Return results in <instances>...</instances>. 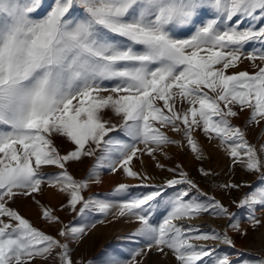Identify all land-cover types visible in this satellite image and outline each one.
Returning a JSON list of instances; mask_svg holds the SVG:
<instances>
[{
  "label": "snow or ice",
  "instance_id": "1",
  "mask_svg": "<svg viewBox=\"0 0 264 264\" xmlns=\"http://www.w3.org/2000/svg\"><path fill=\"white\" fill-rule=\"evenodd\" d=\"M243 59L252 62V73L227 74ZM237 108L250 110L247 124L264 122V0H0V264H78L70 242L81 239L86 226H64L58 235L69 242H61L9 206L44 183L60 185L81 216L118 209L117 215L134 218L138 227L125 239L140 238L149 251L167 249L178 264H240L215 247L190 242L234 247L226 231L174 223L202 213L228 216V226L247 235L219 201L193 198L197 186L186 176L134 198L131 186L120 184L114 190L120 203L81 195L98 169L119 168L138 178L129 167L138 152L153 155L179 143L161 127L181 133L199 153L193 138L199 129L218 139L234 163L261 173L238 203L255 230L264 224L255 216L264 209V145L250 144L245 130L231 123ZM105 110L119 121L106 119ZM54 137L74 147L62 155ZM82 157L96 162L88 179L77 181L66 164ZM42 166L63 171L45 173ZM182 183L189 189L167 193ZM42 215L59 223L49 209ZM146 254L134 249L130 261L109 255L100 264H143L139 257ZM254 264H264V250Z\"/></svg>",
  "mask_w": 264,
  "mask_h": 264
},
{
  "label": "rangeland",
  "instance_id": "2",
  "mask_svg": "<svg viewBox=\"0 0 264 264\" xmlns=\"http://www.w3.org/2000/svg\"><path fill=\"white\" fill-rule=\"evenodd\" d=\"M43 13L44 10H41L39 14L43 15ZM248 47L251 49L253 45ZM255 47L258 48L259 45H255ZM257 63L260 62L257 61ZM237 71L252 73L254 71L252 62L243 59L237 68L228 69L227 74ZM182 106L187 107V105ZM237 111L236 117L229 118L231 123L245 130L246 139L250 144L257 148L264 145V122L259 125L247 124L250 110L239 111L237 108ZM105 113V118L110 119L112 123L119 121V118L114 116L110 110H105ZM160 131L179 143L163 145L153 155H149L147 152L143 154L138 152L129 164V167L139 174L138 178L128 177L119 168L115 172L107 168L98 169V175L88 180L87 187L81 192L84 200L120 203L123 202L122 198L114 196V190L120 184L131 186V197L129 198H134L139 194L152 191L155 186H165L169 180H183L186 176L197 186L196 189H191L193 198H199L201 201L214 198L219 201L229 210L232 217L231 222L238 223L241 230L246 231L247 235L242 236L240 232L232 230L228 226L230 222L228 216L202 213L182 221H174V223L191 225L204 233L213 230L218 233L226 231L234 241V247L211 240L192 239L190 242L194 245L215 247L221 256L227 255L231 260L239 261L240 264H244V261L254 264L264 250V224L253 230L248 220V210L238 207V203L245 193L249 192V186L258 182L261 173L249 172L242 165L234 163L233 158L225 150V146L218 139H209L202 130L194 129L193 131V138L200 149L199 153L193 152L182 134L175 132L171 127H161ZM110 135H116V133H110ZM120 135L123 136L122 133ZM53 142L62 155L74 147L71 142L58 137H54ZM95 162L96 157H82L81 161L68 162L66 170L73 179L85 180L88 179ZM42 171L57 174L63 170L56 166H42ZM181 173L185 175L182 176ZM144 177L147 179H141ZM230 184L239 187H225ZM188 189L187 183L176 184L167 188V193L174 195ZM68 200L69 194L61 191L60 185L50 186L44 183L41 185L40 191L32 193L30 196L18 195L14 201L9 202V206L29 220L35 228L52 235L61 242H69L58 235L59 230L64 226H86V234L81 239L70 242L72 258L78 264L81 261L84 264H88L89 261L93 264H100L109 255L119 256L121 260L130 261L132 250L139 248H145L147 253L145 256L139 257L143 264H178L175 256L167 249L165 254L155 250L149 251L145 246L146 242L140 238L125 239L138 227L134 218L117 215L118 209H112L108 213L89 209L84 216H81L78 211H73L68 206ZM80 206L78 204L77 209ZM43 208L51 210L59 218V223L54 224L44 219ZM159 211L161 216L165 214L163 208ZM255 216L264 222V209L257 210ZM92 224L95 226L91 227ZM36 264H43V261L38 260ZM49 264H52V261H49Z\"/></svg>",
  "mask_w": 264,
  "mask_h": 264
}]
</instances>
